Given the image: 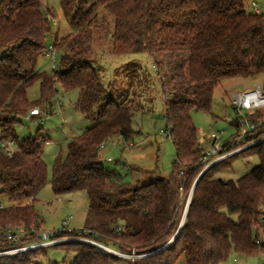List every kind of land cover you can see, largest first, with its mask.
Listing matches in <instances>:
<instances>
[{
  "label": "trees",
  "instance_id": "16d2710c",
  "mask_svg": "<svg viewBox=\"0 0 264 264\" xmlns=\"http://www.w3.org/2000/svg\"><path fill=\"white\" fill-rule=\"evenodd\" d=\"M248 1L60 0L74 32L55 38L56 67L47 74L37 67L49 48L50 12L41 0H0V136L17 143L12 156L0 151V194L11 202L0 207V251L40 240L43 222L36 203L48 182L43 154L51 139L42 129L19 139L17 125L30 108L51 104L60 88L78 91L75 108L93 125L71 137L66 152L56 155L50 180L56 195L86 193L84 228L55 231L54 237L76 235L121 253L150 255L132 260L83 241L51 247L74 253L72 264H221L233 254H264L259 211L264 205V142L241 154L256 155L260 163L238 180L216 174L240 155L200 176L204 150L192 118L194 111H211L215 88L224 80L262 76L264 92V13L255 12V1H249L251 8ZM109 14L114 55L146 54L161 70L158 59L176 56L181 81L165 104L175 161L170 176L158 175L147 184L125 181L103 164L102 143L116 138L133 142L137 111L135 100L124 104L110 95L91 64L93 28ZM37 82L40 97L31 101L28 89ZM193 188L182 223V206ZM20 227L28 234L8 240V230ZM46 249L0 256V264H39Z\"/></svg>",
  "mask_w": 264,
  "mask_h": 264
},
{
  "label": "rangeland",
  "instance_id": "374dc122",
  "mask_svg": "<svg viewBox=\"0 0 264 264\" xmlns=\"http://www.w3.org/2000/svg\"><path fill=\"white\" fill-rule=\"evenodd\" d=\"M249 1L257 2L261 12L264 13V0ZM41 3L50 12L52 35L48 38V44L52 46L55 38L60 40L73 33L74 29L62 11L60 0H41ZM112 19L110 14L105 20L100 16V24L93 28V61L91 64L98 71L103 84L114 99L124 104H131L132 100L136 101L137 111L133 121L136 134L132 146L124 145L123 141H116L118 139L113 140L115 142H108L106 148L102 150L103 164L121 173L125 181L147 184L154 181L158 175L168 177L172 172L175 147L162 130L168 129L165 118L166 101L171 99L170 92L181 79L177 77V71L174 69L175 55H166L165 58L158 59L163 62V70L159 67L155 69L153 59L146 54L114 55L112 53L114 27ZM53 52L54 58L50 53L40 58L38 72L47 74L53 72L58 56L55 48ZM162 79L165 81L166 95L163 92ZM262 79V76H257L224 80L215 88L211 111L192 113L201 149L206 151L210 148L213 143L211 139L213 133L221 134L222 142L230 140L236 133L234 123L238 116V111L230 103L231 94L253 89L257 84L262 83ZM59 90L60 92L52 99L51 104L48 103V106L51 105L49 110L52 115H49L44 122L35 123L25 117L17 125L19 139L34 135L39 129H42L51 139L43 154V159L48 165V182L39 192L36 203V209L43 222V230L51 233L84 228L89 207L86 193L56 195L50 183L56 155L62 149L66 152L67 143L71 137L82 134L93 125L91 121L85 120L75 108L78 91L65 92L60 88ZM39 97L40 87L37 82L28 89V98L36 101ZM108 158L112 160L109 161ZM259 163L260 159L256 155H240L232 161L230 166L218 172L216 177L236 181ZM9 205H11L9 199L0 194V206ZM185 206L186 203L182 206L183 212ZM60 239L61 244H64L80 239V236L69 235ZM73 258L74 253L51 247L41 254L38 262L39 264H72ZM111 264H124V262ZM178 264H182V260ZM221 264H264V254L249 258L233 254Z\"/></svg>",
  "mask_w": 264,
  "mask_h": 264
},
{
  "label": "built area",
  "instance_id": "2783aa9c",
  "mask_svg": "<svg viewBox=\"0 0 264 264\" xmlns=\"http://www.w3.org/2000/svg\"><path fill=\"white\" fill-rule=\"evenodd\" d=\"M252 6L255 12L262 13L260 8L256 5L255 2H252ZM53 45L49 46L48 52L53 55ZM230 103L235 110L238 111L237 119L235 120L236 124V133L230 138V140L222 142L221 134L213 133L211 134V139L213 143L211 144L208 150H204L203 156L201 158L200 164L203 166L200 175H202L206 170L211 167L220 164L224 161L232 159L238 155H241L244 151H247L253 148L256 145L264 142V133H260L262 127L264 126V92L262 90V83L257 84V86L253 89L245 90L242 92L232 93L230 96ZM50 110L47 105L42 104L38 106H34L29 109L26 114V118L34 121L35 123L44 122L46 118L49 117ZM167 136H170V131L167 129L163 131ZM257 133V136H256ZM116 141H122L120 138H116ZM115 140V139H114ZM115 142V141H113ZM126 146H132V142L125 143ZM107 146V143L104 142L100 145V149L103 150ZM17 149V143L13 139H4L0 136V151L6 154L7 156H12ZM109 161L112 160L108 158ZM1 207V206H0ZM262 214V225L264 226V205L259 209ZM184 213V212H183ZM79 230V229H78ZM71 231V230H69ZM87 232L86 230H83ZM28 232L25 228H15L13 230H8L7 239L12 242H17L19 239L24 238ZM264 234V227H263ZM38 235L40 236V240L35 243L24 244L14 246L10 249L0 251V256L4 255H15L20 252H24L27 250H34L38 248H49L51 246H55L61 244L62 240L60 238L54 237V233L47 232L45 230H41ZM73 241H83L93 245H96L103 250L110 252L114 255L121 256L128 259H140L145 258L150 253L147 254H128L121 253L116 250H113L107 246L96 243L92 240H88L80 237V239ZM260 244V241H257Z\"/></svg>",
  "mask_w": 264,
  "mask_h": 264
},
{
  "label": "water",
  "instance_id": "95a60500",
  "mask_svg": "<svg viewBox=\"0 0 264 264\" xmlns=\"http://www.w3.org/2000/svg\"><path fill=\"white\" fill-rule=\"evenodd\" d=\"M200 176H201V175H200ZM200 176H199V177H200ZM193 191H194V188H193L192 191L190 192L189 197H188V199H187L186 206H185V210H184L183 217H182V223H183L184 220H185V217H186V214H187V210H188V207H189V204H190V200H191V196H192Z\"/></svg>",
  "mask_w": 264,
  "mask_h": 264
},
{
  "label": "crops",
  "instance_id": "0c3cea01",
  "mask_svg": "<svg viewBox=\"0 0 264 264\" xmlns=\"http://www.w3.org/2000/svg\"><path fill=\"white\" fill-rule=\"evenodd\" d=\"M108 144V143H107ZM63 150V149H62Z\"/></svg>",
  "mask_w": 264,
  "mask_h": 264
}]
</instances>
